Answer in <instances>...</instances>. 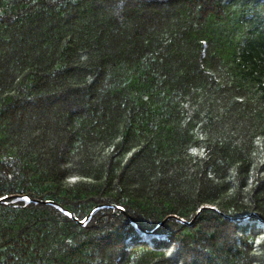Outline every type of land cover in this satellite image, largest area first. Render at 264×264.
Masks as SVG:
<instances>
[{
    "label": "trees",
    "instance_id": "1",
    "mask_svg": "<svg viewBox=\"0 0 264 264\" xmlns=\"http://www.w3.org/2000/svg\"><path fill=\"white\" fill-rule=\"evenodd\" d=\"M0 264H264V0H0Z\"/></svg>",
    "mask_w": 264,
    "mask_h": 264
},
{
    "label": "snow or ice",
    "instance_id": "2",
    "mask_svg": "<svg viewBox=\"0 0 264 264\" xmlns=\"http://www.w3.org/2000/svg\"><path fill=\"white\" fill-rule=\"evenodd\" d=\"M25 199H27V197H25Z\"/></svg>",
    "mask_w": 264,
    "mask_h": 264
}]
</instances>
